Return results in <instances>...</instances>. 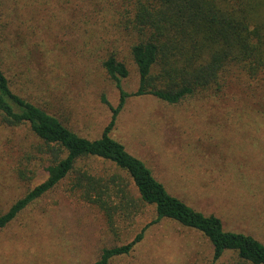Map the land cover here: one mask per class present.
<instances>
[{
  "label": "rangeland",
  "instance_id": "rangeland-1",
  "mask_svg": "<svg viewBox=\"0 0 264 264\" xmlns=\"http://www.w3.org/2000/svg\"><path fill=\"white\" fill-rule=\"evenodd\" d=\"M90 2L5 0L9 26L0 51L21 93L51 107L79 133L96 137L111 116L102 96L115 105L118 91L96 46L103 30L97 25L95 33V27L85 32V20H79L85 19L83 9ZM103 20H112L108 9L97 16V22ZM87 22L88 29L96 24L95 19ZM65 27L71 31L67 36ZM119 44L121 57L129 61L126 43L120 38ZM130 67L123 82L131 90L138 74ZM113 132L171 192L219 215L226 229L264 241L263 76L233 65L213 94H197L175 105L149 95L130 98ZM28 147L24 127L0 126V211L25 188L17 170ZM39 180L38 175L31 182ZM154 218V206L148 205L123 229L119 241L131 240ZM115 241L95 206L58 186L0 231V264H89L101 246ZM211 256V245L199 231L164 218L146 230L130 254L111 264H209ZM228 259L226 255L221 261Z\"/></svg>",
  "mask_w": 264,
  "mask_h": 264
},
{
  "label": "trees",
  "instance_id": "trees-1",
  "mask_svg": "<svg viewBox=\"0 0 264 264\" xmlns=\"http://www.w3.org/2000/svg\"><path fill=\"white\" fill-rule=\"evenodd\" d=\"M4 8L5 0H0V46L9 26ZM107 9L112 14L110 23L97 22ZM83 11L85 19H79L85 20L83 30L95 27V33L99 26L104 32L96 46L102 51L101 65L118 91L117 104L103 95L110 120L98 136L83 135L51 107L19 91L0 51V126L24 127L29 135L24 163L17 170L25 188L0 211V231L35 200L63 186L102 213L116 240L101 246L89 264H111L130 254L146 230L164 218L207 239L212 253L209 264H264V241L242 230L226 229L219 215L203 212L171 192L113 132L130 98L149 95L175 105L197 94H213L233 65L253 77H264V0H92ZM90 19L96 23L92 29L87 25ZM64 32L67 36L71 31ZM120 38L129 61L120 55ZM131 64L138 83L130 90L123 81L131 75ZM38 175L40 180L33 184ZM148 205L154 206L156 218L131 240L119 241L123 229ZM226 255L229 259L221 261Z\"/></svg>",
  "mask_w": 264,
  "mask_h": 264
}]
</instances>
